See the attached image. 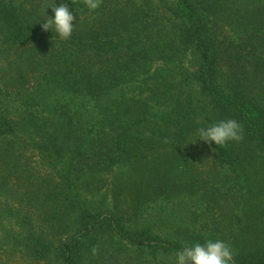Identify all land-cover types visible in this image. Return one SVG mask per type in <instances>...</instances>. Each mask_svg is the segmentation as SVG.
Listing matches in <instances>:
<instances>
[{
	"label": "trees",
	"instance_id": "1",
	"mask_svg": "<svg viewBox=\"0 0 264 264\" xmlns=\"http://www.w3.org/2000/svg\"><path fill=\"white\" fill-rule=\"evenodd\" d=\"M53 3L74 15L67 41L42 30ZM172 8L169 33L149 0H102L92 12L83 0H0V216L18 229L1 235L13 245L0 253L25 244L34 264H175L183 245L133 231L117 199L110 213L82 205L67 234L55 211L75 208L60 191L73 174L127 165L145 151L193 171L187 190L209 214L212 240L233 244L235 183L250 196L260 181L264 193V0H173ZM188 51L193 69L169 81L161 65L181 64ZM225 119L243 125L241 142L199 140V129ZM29 147L42 171L22 161ZM67 147L61 172L53 152ZM133 193L135 203L148 197ZM231 248L235 264H264V245Z\"/></svg>",
	"mask_w": 264,
	"mask_h": 264
},
{
	"label": "rangeland",
	"instance_id": "2",
	"mask_svg": "<svg viewBox=\"0 0 264 264\" xmlns=\"http://www.w3.org/2000/svg\"><path fill=\"white\" fill-rule=\"evenodd\" d=\"M152 15L159 24H163L171 33L175 23L173 17L172 5L173 0H149ZM226 35L237 41L238 36L233 32L225 29ZM189 52V51H188ZM186 54L185 60L180 64L176 63L168 67H162L161 71L169 76V81L177 78V72L181 69L192 70L194 58L191 52ZM160 67L158 64L152 66V71ZM179 100V99H178ZM180 104V101H176ZM15 118L17 115L22 117L20 112L14 109ZM15 140V139H13ZM14 142V143H13ZM12 144L16 145L15 141ZM88 146L85 147L87 149ZM53 162L57 165L58 170L66 172L70 152L68 147L63 154L55 150L53 152ZM163 155H153L148 151L134 155L127 165H116L111 168H87L82 172L73 174L72 183L62 188L60 191L61 203L72 204L69 208L57 207L56 212L63 222V229L68 233L69 225L72 229L77 226L80 207L84 205L92 212H107L113 210L114 200L120 201V210L129 212L133 215V220L129 225L133 231H145L147 235L153 238L172 241L176 244L184 245L185 243H205L212 240L209 223V214L204 211L202 206L194 204L199 197L191 196L187 190V185L191 184V169H184L178 162L171 163L168 160H160ZM22 161L34 163L38 166L36 152L29 147L24 150ZM45 167H49V164ZM217 173L222 177L231 178L232 173L227 168L221 167ZM11 181L16 179L11 178ZM59 180V177H56ZM258 180V179H257ZM232 181L236 182L232 179ZM162 186L161 191H153L151 194L150 187ZM238 186L235 196L242 205L234 210V226L231 228L236 232L235 241L231 247H239L241 250H252L256 246L264 245V193L260 188V181L253 187V192L245 195L246 187L243 184ZM207 187V186H205ZM136 189L141 198L148 195L145 200H139L135 203ZM204 191L200 188V192ZM139 196V199H140ZM240 198V199H239ZM133 199L134 206L132 208ZM131 206V207H130ZM0 216V237L5 230L13 228V233H18L17 227L12 223L4 220ZM59 223L62 224L60 222ZM208 224L209 228L205 229L204 225ZM68 226V228H67ZM15 227V228H14ZM215 240H218L215 239ZM214 240V241H215ZM12 243V244H11ZM15 244V243H14ZM13 242L0 243V252L11 248ZM11 253H0V261L10 262L11 264H34V260L26 256V245H15ZM134 251L128 252L133 255ZM150 255H144L147 259ZM172 258V257H171ZM174 259V258H172ZM175 261V259H174ZM154 264V263H153Z\"/></svg>",
	"mask_w": 264,
	"mask_h": 264
},
{
	"label": "clouds",
	"instance_id": "3",
	"mask_svg": "<svg viewBox=\"0 0 264 264\" xmlns=\"http://www.w3.org/2000/svg\"><path fill=\"white\" fill-rule=\"evenodd\" d=\"M83 4L92 12L97 10L102 0H83ZM54 18L46 15V20L42 22L43 31L54 32L60 40L67 41L73 33L74 15L72 11L61 3L58 7L55 3L51 7ZM243 125L235 119H225L213 123L207 128H201L198 131L199 140L205 143H213L219 147H225L230 142H241L244 139ZM215 151L216 149H212ZM97 249H92L95 254ZM235 253L230 244L222 240H207L201 244L195 242L185 243L181 251L176 253L175 264H235Z\"/></svg>",
	"mask_w": 264,
	"mask_h": 264
}]
</instances>
